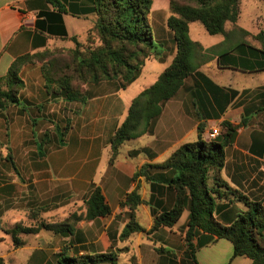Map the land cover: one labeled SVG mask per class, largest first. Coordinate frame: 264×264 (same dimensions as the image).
I'll return each instance as SVG.
<instances>
[{
	"label": "crops",
	"instance_id": "0c3cea01",
	"mask_svg": "<svg viewBox=\"0 0 264 264\" xmlns=\"http://www.w3.org/2000/svg\"><path fill=\"white\" fill-rule=\"evenodd\" d=\"M56 1L55 6L48 0H0V76L7 75L20 55L47 49L58 38L63 39L64 31L69 36L82 35L93 24V13L88 12L93 0ZM161 4L170 9L169 0ZM170 14L157 12L156 16L155 41L162 46L161 56L147 59L138 78L126 87L119 79L90 82L86 85L85 102L68 101L49 93L40 65L30 63L21 72L24 80L21 104L0 110V141L6 142L15 153V166L8 160L10 168L18 174L22 170L21 176L25 178L24 193L17 194L18 179L6 181L0 177V203L7 202L12 207L13 202L22 198L25 209L43 203L45 213L85 215V199L97 185L111 206L110 215L74 221L73 232L63 233V248L69 247L72 255L127 247L130 251L119 255L118 262L121 260L122 264H129L132 255L141 264H191L185 256L189 209L184 210L175 225L153 230L156 216L170 210L177 198V191L170 184L176 171L154 165L165 162L185 143L199 137L209 141L207 135L213 127L220 128V134L213 140L223 142L225 122L240 124L247 120L232 143L225 146L222 176L230 187L264 204V69L252 70L254 59L245 61L246 52H240L239 47L243 41L264 47V30L248 31L253 37L249 40L242 37L245 29L238 31L227 22L228 38L216 34L221 37L208 40L205 27L196 25L198 21L192 22L190 36L201 44L204 53L194 58L197 70L184 80L174 97L164 102L163 111L150 130L125 142L115 162L110 163L111 137L126 119L134 98L154 84L175 57L174 33L167 23ZM69 15L84 18L85 26L78 33L70 32ZM254 20L260 23L258 16ZM260 32L263 35L257 39ZM213 47L214 50L206 52ZM227 51L231 55L223 57L221 64L220 55ZM50 115L59 125L70 121L71 126L65 142L59 145L53 134V142L41 156L37 141H41L46 130H38V123ZM32 141L34 147L29 146ZM144 165H149L145 174L135 178ZM137 188L144 200L136 210L143 230L121 240L129 220L128 208L121 203ZM233 207L243 208L240 202L229 206ZM219 240L204 244L199 250ZM25 244L23 248L27 249ZM50 248L42 242L29 244L23 263L54 264L57 254L53 263L44 251Z\"/></svg>",
	"mask_w": 264,
	"mask_h": 264
},
{
	"label": "trees",
	"instance_id": "16d2710c",
	"mask_svg": "<svg viewBox=\"0 0 264 264\" xmlns=\"http://www.w3.org/2000/svg\"><path fill=\"white\" fill-rule=\"evenodd\" d=\"M48 1L56 6V0ZM169 2L171 14L167 23L174 33L175 57L157 81L134 98L126 119L111 137L110 163L115 162L125 142L150 130L153 121L162 113L164 102L174 97L184 80L197 70L194 58L203 55V47L191 38L190 24L198 21L209 34H222L228 38L230 32L226 28L227 22L235 26L241 15V0ZM60 4L57 5L59 8ZM93 4L88 12L94 13L96 19L88 38L89 44L82 43L77 35L69 36L64 31L63 39H70L75 43V47L69 50L66 57L51 49L17 57L7 75L0 76V110L21 104L20 91L24 86L21 72L26 64L40 65L47 89L53 96H62L68 101L85 102L88 98V83L119 79L122 86L126 87L138 78L147 59L161 56L150 21L153 0H93ZM262 35L263 32H260L256 38L261 39ZM242 46H248L254 55H251L254 59L251 62L254 68L252 70H263L264 47H257L248 41L241 42L239 47ZM214 49L215 47L208 48L206 52ZM230 53L231 51H227L220 55L221 64L222 58L230 56ZM257 57L261 66L256 63ZM246 122V119L240 124L225 122L223 142L205 141L199 137L194 142L183 144L165 162L154 165L156 168H172L176 171L170 184L176 189L177 198L170 210L156 216L153 230L160 226L175 225L184 210L189 209L185 256L191 264H200L197 252L201 246L223 238L233 243V258L247 256L251 258V264H264V204L233 189L222 176L225 146L232 143L239 127ZM70 126V121L64 126L55 122L52 130L47 129L41 141H37L40 155H45L44 150L53 142V134L59 145H62ZM8 160L15 166L12 155ZM147 166L149 165L137 170L135 178L145 174ZM143 202L138 188L122 201L121 204L128 208L129 220L120 235L121 240L143 230L136 216V210ZM235 202L243 203L246 209L229 208ZM85 204V215L73 214L61 222L43 221L36 226L18 223L6 229V232L12 235L16 246H20V233L36 234L43 229L58 234L72 233V222L92 220L112 212L102 188L97 185L93 186ZM2 228L0 219V229ZM129 251L125 247L109 252L72 255L69 247H65L57 253L54 264H119L120 253ZM129 262L141 264L136 255H132ZM0 264H5L2 257Z\"/></svg>",
	"mask_w": 264,
	"mask_h": 264
},
{
	"label": "rangeland",
	"instance_id": "374dc122",
	"mask_svg": "<svg viewBox=\"0 0 264 264\" xmlns=\"http://www.w3.org/2000/svg\"><path fill=\"white\" fill-rule=\"evenodd\" d=\"M161 1H168V0H153L152 11L150 14V21L152 27L153 37L156 40V25H157V12L162 14H170L169 7H165L161 4ZM159 10V11H158ZM258 16L260 23H254V19ZM163 17V15H160ZM96 19V15L93 13V24L86 30L82 35H77L78 39L88 45L89 44V35H91L90 31L94 25ZM68 27L70 32L78 33L81 29L85 26L84 18L82 17H72L68 16ZM196 25H201L203 28L204 26L197 22ZM230 25V24H229ZM236 27L238 31L241 29H245V31H259L264 30V0H241V15L238 19V22L232 24V28ZM205 29V28H204ZM203 29V30H204ZM205 37L208 40L214 39L213 37H221V35H211L206 30H204ZM242 37L245 39H253L247 33H242ZM235 44V43H232ZM75 47V43L70 39H62L58 38L51 44L47 49L54 50L59 55L65 56L69 50ZM161 49L162 46L159 45ZM46 50V49H45ZM44 51V50H43ZM245 51L246 55H249L245 58V61L251 60L253 58V53L249 49L248 46L240 47V52ZM202 53V52H201ZM204 54V53H203ZM253 55V56H251ZM257 65L261 66L260 60L256 58ZM256 65V66H257ZM45 121H41L38 123V130H52L53 125L55 123V118L51 115L50 117H46ZM37 125V124H36ZM42 131V132H43ZM42 132L39 133V136L42 135ZM53 134V132H52ZM30 147H34L33 141L29 145ZM12 155L15 157V153L7 146L6 142L0 141V177H3L6 181H11L12 178L18 179L17 187L15 186L16 193H24L23 189L25 188V182L23 181L25 178L21 176L23 171L20 170L18 174L15 170L10 168V163L8 162V157ZM20 161V160H19ZM9 172L13 175H9ZM3 173V174H2ZM31 188V187H29ZM14 206L9 207L7 202L0 203V219L2 221L3 228L0 229V255L4 258L5 264H24V257L29 252V244L34 246L40 244V242L45 243V245L51 246L50 249L44 250L47 253V257L49 258L50 262H55V254L61 251L64 247L63 244L65 240L63 237L64 234H58L51 230H41L39 233L36 234H25L20 233L18 236L21 239V245L16 246L13 237L11 234L6 232V229L14 227L18 223H22L24 226H36L41 222H61L66 220L72 214L63 215L62 213H45L42 204H33L31 207L26 206L28 208H24L23 199L16 200V202L12 203ZM243 208L246 209V206L241 203ZM10 208V209H9ZM73 223V222H72ZM26 243V244H25ZM26 246L27 249L23 248ZM57 247V248H56ZM234 247L233 243L226 239H220L217 243H213L202 247L198 253L197 257L200 264H249L250 259L246 256H238L233 258ZM75 255V254H73ZM101 264H109V263H101ZM119 264H122V261H119Z\"/></svg>",
	"mask_w": 264,
	"mask_h": 264
},
{
	"label": "built area",
	"instance_id": "2783aa9c",
	"mask_svg": "<svg viewBox=\"0 0 264 264\" xmlns=\"http://www.w3.org/2000/svg\"><path fill=\"white\" fill-rule=\"evenodd\" d=\"M220 134V128L218 126L213 127L207 135L209 141L215 139Z\"/></svg>",
	"mask_w": 264,
	"mask_h": 264
}]
</instances>
